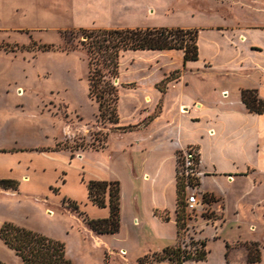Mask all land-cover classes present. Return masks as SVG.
<instances>
[{
  "label": "rangeland",
  "instance_id": "obj_1",
  "mask_svg": "<svg viewBox=\"0 0 264 264\" xmlns=\"http://www.w3.org/2000/svg\"><path fill=\"white\" fill-rule=\"evenodd\" d=\"M147 28L198 30L199 59L184 63L181 50L122 53L114 80L119 122L105 123L90 96L81 32ZM242 90L255 91L264 101V0H0V178L16 182V192L0 188V227L12 223L62 243L72 264H121L105 245L94 244L92 230L83 221L84 215L101 219L103 211L88 200L87 183L110 165L122 180L124 227L100 237L115 249L129 232L132 248L122 264H142L152 253L136 246L145 232L131 226L133 203L126 178L135 158L118 152L113 158L117 145L130 137L115 142L116 134L133 131L135 126L122 128L151 110L144 94L198 100L191 109L200 117L193 125L184 124L185 131L203 129L207 122L233 128L234 121L226 115L238 107ZM199 105L205 108L199 110ZM252 114L257 116L240 119L249 130L242 132L239 143L252 146L249 160L255 166L257 154L263 156L259 164L264 169V114ZM222 136L216 132L212 139L218 152L236 143ZM108 145L110 149H104ZM219 158L223 162L225 155ZM256 167L248 169L249 179L232 185L223 176L206 179L200 174L203 187L216 195L208 194L203 211L193 214L189 224L194 240L207 243L212 264H225L226 243L228 261H246L245 242L264 245L263 205L258 209L264 200V174L255 176ZM199 199H204L201 191ZM71 202L79 211L69 208ZM183 239L182 232L176 244ZM0 262L21 264V259L0 241Z\"/></svg>",
  "mask_w": 264,
  "mask_h": 264
},
{
  "label": "crops",
  "instance_id": "obj_2",
  "mask_svg": "<svg viewBox=\"0 0 264 264\" xmlns=\"http://www.w3.org/2000/svg\"><path fill=\"white\" fill-rule=\"evenodd\" d=\"M239 35L245 38L243 34L240 33ZM143 101L145 105H148L149 107L151 106V110L144 114H140V117L136 121L137 123L131 124V126L136 127L133 131H130L129 133H121L118 131L114 138L115 142L124 143L126 141V134H129L130 137L127 143L120 144L119 146L117 145L116 151L111 153V155L113 158L117 156V152L122 156L127 155L130 157L134 155L135 160H131L132 162L127 173L128 177L126 178L127 183L130 185L128 198L133 203V209L131 211V226L134 228H141V230L145 232L143 241H137L138 245L136 246L143 249L142 251L155 254L162 252L164 249L175 246L178 240L176 226V176L178 154L182 150L188 147H194L198 151L200 157V172L203 173V178H219L223 176L228 179V182L231 185L238 180L242 181L243 179H249L250 174L248 169L251 167L257 168V164L259 167L258 170L256 169L252 173L257 177L262 176L264 174V169L259 162L262 161L260 159H263V156L259 153L257 154V163L255 166L254 161L249 160V152L252 146L249 144L243 145L241 144L242 142L239 143L242 132L246 135L249 130L247 126L240 122V119L245 115L251 116L252 118L257 116L247 110L241 99L234 112H231L230 115H226L227 119L234 121L233 128H230L229 126L226 128L224 124H222L220 128H217V125L213 126L207 122L203 129H197L195 131L190 129L185 131L183 125H193L194 122L196 123L199 119V113L195 111L193 113L195 115H192L191 109V106L196 107L197 104H200L198 100H194L190 97L168 99L167 96L160 95H156L154 98V96L144 94ZM204 108L205 107L202 105L198 106L199 110H203ZM156 109H158V111H156ZM151 116H154L153 120L148 124H144L143 120L150 118ZM195 116L196 118H194ZM161 121V129H158L156 125ZM104 130H109L111 134L110 129ZM160 130H162V132H159ZM216 132L223 135L222 139L232 137L236 140V143L229 147L225 145L220 152H218L212 147V139ZM107 136L108 140H110V135ZM245 142L247 143L246 140ZM104 149L109 150L110 146L108 145ZM220 155H225L223 162H221L219 158ZM168 158L170 161H168ZM103 167L102 176L94 180L119 182L121 186L122 180L117 176V172L111 168L110 165ZM0 180H3V178H0ZM199 184V191L202 193L216 195V193L213 192L214 190H209L205 186L203 187L205 179H201L200 177ZM227 191L228 193H233L230 187ZM132 193L134 194L132 195ZM220 197H222V195ZM222 198L224 199V197ZM263 201L264 200L259 201V203L262 202V204H258V209L263 205L262 211L264 212ZM101 210L103 211L101 219L107 218L109 216V209L104 208ZM165 215L168 217L167 221L163 220V216ZM121 222L120 230L122 231L124 225L123 221ZM253 229H255V227ZM91 234L94 237V244L105 245L114 255L117 256L119 261H121V264L127 260L129 248H132L129 245V232L126 233L127 236L124 235L123 238L119 239L120 246H117L115 249H112L109 244L105 243L100 235L94 232H91ZM262 242L263 241L259 240L245 242L247 245L251 243H257L258 245L260 243L262 245V247L259 246L261 260L254 264H264V245ZM226 245H228V243L225 244L223 254V261L225 264H250L247 262V248L246 261H237L234 258L228 261L229 247L227 248ZM161 263L169 262L165 261ZM191 263L212 264L209 261L208 256L207 260L204 262Z\"/></svg>",
  "mask_w": 264,
  "mask_h": 264
},
{
  "label": "trees",
  "instance_id": "obj_3",
  "mask_svg": "<svg viewBox=\"0 0 264 264\" xmlns=\"http://www.w3.org/2000/svg\"><path fill=\"white\" fill-rule=\"evenodd\" d=\"M83 40L79 44L86 52L89 65V92L98 103L99 117L105 123L117 125L119 122V89L114 80L119 75V60L126 51H171L181 50L183 61L196 62L199 59L198 30L180 28H147L124 30H82ZM47 50V47H44ZM67 51L75 47H65ZM241 100L250 113L264 114V101L255 91L242 90ZM150 120H153L151 117ZM135 127L122 128L123 131ZM105 135V140H106ZM104 146V145H103ZM101 146V148H103ZM72 149V148H71ZM90 149H97L91 146ZM180 154V153H179ZM178 154V156H179ZM177 184L176 226L178 239L186 225L185 190L179 177ZM200 186V184L198 183ZM0 188L16 191V182L0 180ZM88 200L96 207L109 209V216L104 219H90L84 215L83 221L92 232L98 235L116 234L120 230V183L90 180L87 183ZM204 194V200L208 201ZM69 208L79 211V205L71 202ZM83 213H81L82 215ZM167 221L168 217L163 216ZM0 240L21 259V264H72L67 258L65 246L31 230L4 223L0 227ZM190 251H182L180 245L164 249L140 260V263L184 264L187 261L204 262L208 250L205 241H193ZM228 248L229 245H226ZM247 262L258 263L261 260L259 245L251 243L246 246ZM0 264H4L0 262Z\"/></svg>",
  "mask_w": 264,
  "mask_h": 264
},
{
  "label": "built area",
  "instance_id": "obj_4",
  "mask_svg": "<svg viewBox=\"0 0 264 264\" xmlns=\"http://www.w3.org/2000/svg\"><path fill=\"white\" fill-rule=\"evenodd\" d=\"M200 157L194 147L182 150L178 156L177 176L182 182L185 190L186 204V225L183 229L184 239L180 245L182 251H190L194 238L191 235L189 224L190 217L203 211L205 200L199 199V180H200Z\"/></svg>",
  "mask_w": 264,
  "mask_h": 264
}]
</instances>
